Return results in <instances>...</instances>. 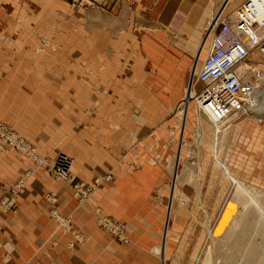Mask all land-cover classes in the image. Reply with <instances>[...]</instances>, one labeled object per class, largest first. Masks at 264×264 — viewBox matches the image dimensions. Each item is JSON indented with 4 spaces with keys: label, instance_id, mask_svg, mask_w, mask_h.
I'll return each mask as SVG.
<instances>
[{
    "label": "rangeland",
    "instance_id": "374dc122",
    "mask_svg": "<svg viewBox=\"0 0 264 264\" xmlns=\"http://www.w3.org/2000/svg\"><path fill=\"white\" fill-rule=\"evenodd\" d=\"M92 3L87 1L82 5ZM75 13L74 19L59 16L48 30L37 34L36 55L50 54V58L52 54L54 59L42 66L36 58L35 68H43V72L75 73L80 78L79 95L83 94L80 98L86 105L75 113L74 123L76 130H83L91 138L92 146L114 153L117 166L155 170L149 172L156 182L147 198L150 216H155V221L147 218L158 226L160 233L152 251L153 264H228L229 258L234 259L235 250L230 242L219 241L214 233L222 218L236 224L241 215L246 214L247 219L254 221L258 213L263 217L264 230V107L261 112L249 107L258 101L264 103V50L259 45L253 46L245 61L251 66V72L255 70L249 92L253 94L254 86H258L256 100L247 98L244 113L240 112L238 118L229 117L216 131L214 122L199 111L196 99L202 88L198 73L213 33H207L204 47L198 46L192 57L180 49L176 35L134 24L127 25L118 34L107 33L101 38L92 32L90 47L82 50L79 45L87 40L79 31L81 13ZM66 23L76 28L72 64L55 58L64 49L63 37L70 35L60 32ZM0 119L29 142L37 156L48 160L41 163L14 145L4 148L23 154L34 164L33 169L18 176L9 186L0 185V210L15 213L19 209V197L35 169L45 168L57 180H65L56 176L53 160L60 153L75 158L61 145L58 150L43 152L31 138L3 117ZM112 136L119 139V145L109 141ZM79 139V135H74L68 141L77 144ZM74 171L75 166L72 181H65L72 195L81 202L88 201L89 197L76 194L72 184L84 180L93 186V194L101 185L114 180L111 170L92 180L76 178ZM160 174L163 175L157 177ZM21 179L25 185L17 197L16 207L3 208V193ZM239 184L240 203L234 205ZM47 197L52 202L50 212L57 223L73 232L77 241H83L85 233L74 222L72 214L63 213L56 206L54 194L48 192ZM93 210L103 230L119 242H132L128 222L134 220L132 217H115L100 205ZM109 220L120 225L115 226ZM262 251L257 264H264V248Z\"/></svg>",
    "mask_w": 264,
    "mask_h": 264
},
{
    "label": "crops",
    "instance_id": "0c3cea01",
    "mask_svg": "<svg viewBox=\"0 0 264 264\" xmlns=\"http://www.w3.org/2000/svg\"><path fill=\"white\" fill-rule=\"evenodd\" d=\"M66 1L0 0V116L43 152L65 146L75 158L76 178L92 180L111 170L114 180L81 202L72 195L68 182L57 180L45 168L35 169L19 197L18 211L0 210V264H153L152 251L160 233L148 220L151 217L155 221V216H150L147 198L156 182L149 172L155 170L117 166L114 153L92 146L91 138L76 130L75 113L86 105L80 98L83 94L79 95L81 80L75 73L35 68L36 58L42 66L54 59L52 54L50 58V54L36 55L37 34L48 30L59 16L74 19L78 12L82 17L79 31L87 40L79 45L82 50L90 47L92 32L101 38L134 24L176 35L180 49L192 57L198 46L204 47L207 33H213V27L217 28L244 0ZM87 1L94 3L82 5ZM74 29L72 24L61 26V34L70 35L63 37L64 49L55 58L64 64L74 62ZM74 135H79L77 144L68 141ZM118 140L112 136L109 141L117 146ZM33 168V162L23 154L11 148L0 151V185L9 186ZM48 192L57 197L56 206L63 213L72 214L85 233L83 241H77L73 232L51 215ZM96 205L115 217L134 219L128 221L132 242H119L97 224Z\"/></svg>",
    "mask_w": 264,
    "mask_h": 264
},
{
    "label": "bare ground",
    "instance_id": "6f19581e",
    "mask_svg": "<svg viewBox=\"0 0 264 264\" xmlns=\"http://www.w3.org/2000/svg\"><path fill=\"white\" fill-rule=\"evenodd\" d=\"M246 1H250L252 3L251 7H253V10L251 12L247 14L244 13L246 18L252 19L255 16L260 17L264 15L262 4L259 3L261 0H244L242 4L238 6L233 12H231L221 22V24L214 30L208 48V52L205 56V59L198 73V79L200 80V82H202V88L197 92L196 95L198 108L199 111H201L206 116H208V119H210L211 122H214L216 126V131L220 130V126H223L222 124L229 117L234 115L236 116V118H238L239 116L237 115L242 114L240 112L244 113V108L247 103L246 101L247 98L250 97L252 100L253 99L256 100V96H257L256 91L257 89L260 91L258 86H254V89L256 91L254 90L253 94L249 92L252 86V80H254L255 70L254 72H251L250 70L251 66L247 64L245 61H247V59L251 55V48L253 46L258 45L257 44L258 42L252 40L249 34L252 33L256 37L260 35L261 32L262 34H264L263 28L254 31L251 30L248 36L247 33L239 32L238 30L236 32L238 35L237 36L238 40L241 42L242 45H244V47H246V49H248L249 52L243 60L233 64L231 68L232 73L229 75L227 80H230L232 78H236L237 80L240 79L242 86L244 87L245 84L249 85L250 86L249 89L240 90V92H238L236 95L230 96L226 91V87L224 85L221 86V81H219L217 78L210 77L208 78L207 81L203 79V77L201 76L202 70L206 68L207 64H213L214 62L212 61V59L215 53V49L217 47L216 40L219 38V29L221 25H223L224 23L231 22V20L235 19L237 15L240 14V9L246 3ZM207 86L208 87L211 86V87L208 88L206 91H204ZM211 91L217 92V94H212ZM223 91L226 92L227 95L223 93ZM214 96H216L217 98H221V100L216 101ZM222 101L225 103H221ZM263 104H264L263 102L258 101L256 105L250 104L249 107H253L254 110L257 112H261L262 108L264 107ZM13 145L17 146L18 148L25 149L30 155H32L35 159H37L41 163L48 162L46 158L37 156L34 152V149L31 147V144L27 142L24 138L19 136V134L16 131H14L5 121L0 119V151L7 146H13ZM73 166H74L73 158L67 154L60 153L55 158V160H53L52 169L56 173L57 177L71 182ZM24 185H25L24 180L21 179L18 183L12 186L10 190L5 191L3 193L1 206L5 209H14L16 207L17 197L22 191ZM72 187L75 193L80 195L82 198L85 197L88 198L94 189L92 185L87 184L84 180L80 182H75L74 184H72ZM237 187L239 191H238V195L236 196V199L232 202L234 205H236V203H240V199H239L240 191H241L240 184ZM246 216H247L246 214L241 215L239 217L240 218L239 221H236V224L233 223V220L232 222L229 221L231 222L230 226L228 224L229 222L227 221V219L222 218L221 222H219V225L214 232L216 238L219 241L230 242L232 248L235 250L233 254L234 259L229 258L228 264H257L260 261L259 259H261V254L263 252L262 249L264 248V244H263L264 230H262L263 217H261V215L260 214L258 215L257 213L256 217H254V221H252L250 219H247ZM110 223L112 224L115 223V226L120 225L117 224L118 222L115 221L113 222L110 221Z\"/></svg>",
    "mask_w": 264,
    "mask_h": 264
},
{
    "label": "built area",
    "instance_id": "2783aa9c",
    "mask_svg": "<svg viewBox=\"0 0 264 264\" xmlns=\"http://www.w3.org/2000/svg\"><path fill=\"white\" fill-rule=\"evenodd\" d=\"M259 3L262 4V8L264 10V1L261 0ZM251 5L252 3L250 1H246V3L240 9V14H238L235 19L231 20V22L221 25L219 29V38L216 40L217 47L212 59L214 62L213 64H207L206 68L202 70L201 73L203 79L207 81L210 77L217 78L219 81H221V86L224 85L226 87V91L230 96L236 95L238 92H240V90H247L250 87L249 85H244L243 87L240 79L237 80L236 78H232L227 80L229 75L232 73L231 68L233 64L243 60L249 52L248 49H246V47H244V45H242L238 40V35L236 33L237 30L239 32L247 33V36L251 30L254 31L261 28L264 30V15L260 17L255 16L252 19L246 18L244 13L247 14L253 10ZM249 35L252 40L258 42L257 44L260 45L263 51L264 34L261 32L260 35L257 34V37L252 33ZM210 87L207 86L204 91ZM211 93L217 94V92L212 91ZM223 93L227 95L226 92L223 91ZM214 97L216 101L221 100V98H217L216 96ZM221 103L225 102L222 101Z\"/></svg>",
    "mask_w": 264,
    "mask_h": 264
}]
</instances>
